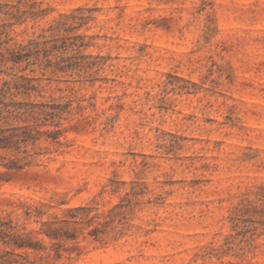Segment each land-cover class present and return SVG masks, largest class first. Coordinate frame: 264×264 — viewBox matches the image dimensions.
I'll use <instances>...</instances> for the list:
<instances>
[{"label":"rangeland","instance_id":"rangeland-1","mask_svg":"<svg viewBox=\"0 0 264 264\" xmlns=\"http://www.w3.org/2000/svg\"><path fill=\"white\" fill-rule=\"evenodd\" d=\"M41 1L49 14L37 32L60 12L96 7L80 30L96 36L85 54L110 59L94 83L47 72L40 95L15 98L71 100L73 110L57 128H40L61 133H43L27 147L39 154L31 165L0 175V216L30 228L38 225L22 217L23 203L49 202L58 211V203L96 198L106 208L123 195H98L108 177H139L147 193L128 216L140 228L107 243L85 231L79 250L44 262L264 264V0ZM15 30L17 40L33 31ZM245 197L258 212L242 214L252 222L235 230L229 215ZM247 228L250 252L238 235L241 256L205 255Z\"/></svg>","mask_w":264,"mask_h":264},{"label":"trees","instance_id":"trees-1","mask_svg":"<svg viewBox=\"0 0 264 264\" xmlns=\"http://www.w3.org/2000/svg\"><path fill=\"white\" fill-rule=\"evenodd\" d=\"M96 9L79 6L69 12H60L37 32L34 26L49 14L43 1L0 0V75L9 77L1 78L0 84V150L15 156L0 154V165L5 168L0 175L31 165L39 154L31 153L27 147L35 145L43 133L53 139L61 133L58 129L43 132L40 128L47 125L57 128L73 110L71 100L24 101L15 98L40 95V82L50 79L46 77L47 72L52 76L67 75L91 83L101 80L97 74L110 56L85 54L87 48L95 45L96 36L80 32L94 19ZM20 26H25V30L28 26L33 29L25 40L15 37V29ZM36 72L40 73L38 77L34 75ZM76 108L81 111L85 106L77 104ZM120 191L123 195L119 200L106 208L100 207L96 198L77 206L61 207L63 203H58V211H51L53 205L49 202L23 203L22 217L33 220L38 227L20 228L11 218L0 216V245L4 246L0 251V264H47L45 259H60L64 251L79 250L76 243L80 235L85 237V231L100 243L132 234L134 228L140 227L133 224L128 215L141 209L139 198L147 193V184L139 177L122 180L113 175L107 178L98 195L103 192L119 194ZM249 211L258 212L252 200L245 197L229 215L231 227L235 229L240 223L245 227L246 222H252L251 218H241ZM149 231L144 230L145 233ZM248 231V228L241 229L235 235H226L222 243L210 245L205 255L221 258L232 253L241 256L246 246L250 252L254 238L253 234L246 237ZM238 235L242 237L239 243L245 242L246 246L235 242ZM68 243L74 245L67 247Z\"/></svg>","mask_w":264,"mask_h":264}]
</instances>
